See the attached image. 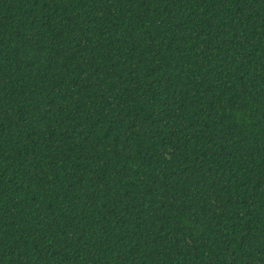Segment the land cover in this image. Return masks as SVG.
Returning <instances> with one entry per match:
<instances>
[{"label":"trees","instance_id":"trees-1","mask_svg":"<svg viewBox=\"0 0 264 264\" xmlns=\"http://www.w3.org/2000/svg\"><path fill=\"white\" fill-rule=\"evenodd\" d=\"M0 264H264V0H0Z\"/></svg>","mask_w":264,"mask_h":264}]
</instances>
